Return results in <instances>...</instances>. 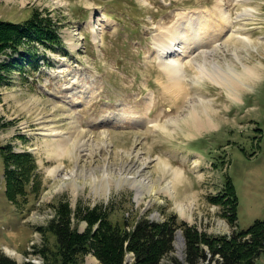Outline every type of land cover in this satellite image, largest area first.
I'll use <instances>...</instances> for the list:
<instances>
[{
	"label": "rangeland",
	"instance_id": "obj_1",
	"mask_svg": "<svg viewBox=\"0 0 264 264\" xmlns=\"http://www.w3.org/2000/svg\"><path fill=\"white\" fill-rule=\"evenodd\" d=\"M35 11L54 18L65 45L51 50L37 44L40 55L32 61L10 50L0 55L6 63L20 60L0 99L2 122L9 123L0 128V257L43 264L39 248L45 245L44 233L38 228L49 224L59 200L73 208L109 204L120 219L149 210L150 218L160 220L175 212L208 234L231 233L222 207L212 201L231 180L239 200V227L264 219V0H0L1 20L22 22ZM222 11L230 12L235 28L247 29L217 35L215 40L232 35L234 43L223 48L218 63L242 68L229 48L241 42L237 36L242 33L251 42L238 49L240 57L260 73L247 74L234 99L210 78L196 81L199 71L192 70L195 82L190 77L186 95H180L183 81L171 79L173 70L162 62L164 50L181 36L188 39L201 19L206 30L212 22L222 29ZM242 13L245 17L237 18ZM178 57L188 60L186 54ZM198 95L214 101L216 109L209 114L217 123L189 134L188 98ZM200 114L208 117L205 111ZM58 143L68 148L62 157L57 156ZM7 144L34 153L39 164L42 193L38 199L31 196L24 208L6 193L1 148ZM60 165L62 170L54 172ZM104 169L128 181H119L108 194L96 191L94 172L100 176ZM76 178L77 189L72 185ZM86 226L81 222L78 228ZM176 242V254L182 256L181 233ZM134 260L129 253L126 264ZM86 264L101 263L89 254ZM258 264H264V253Z\"/></svg>",
	"mask_w": 264,
	"mask_h": 264
},
{
	"label": "trees",
	"instance_id": "obj_2",
	"mask_svg": "<svg viewBox=\"0 0 264 264\" xmlns=\"http://www.w3.org/2000/svg\"><path fill=\"white\" fill-rule=\"evenodd\" d=\"M56 50L65 43L59 26L50 14L33 16L22 22L0 19V55L19 54L20 60L39 58V46ZM20 60L8 63L0 61V99L2 88ZM9 123L2 122L0 128ZM5 168L6 193L9 200L19 208L30 203L42 193L43 180L34 153L18 152L12 144L2 146ZM223 209V215L232 226L230 234H208L197 226L171 212L163 219L149 217V210L141 214L132 212L123 219L114 217L111 205L97 204L85 207L79 203L75 208L67 200L53 204L54 217L49 224L38 229L44 233L45 245L39 248L44 256L43 264H86V256L95 255L101 264H126L127 255L133 253L132 264H258L264 253V219L256 220L248 228L239 227L236 189L228 180L219 194L212 198ZM86 222L84 231L78 228ZM184 237L183 255L176 254L178 234ZM51 238L55 239L50 245ZM0 264H19L4 255ZM20 264H36L24 262Z\"/></svg>",
	"mask_w": 264,
	"mask_h": 264
},
{
	"label": "bare ground",
	"instance_id": "obj_3",
	"mask_svg": "<svg viewBox=\"0 0 264 264\" xmlns=\"http://www.w3.org/2000/svg\"><path fill=\"white\" fill-rule=\"evenodd\" d=\"M223 10H224V8H223ZM221 13L223 15V18L220 19V23L222 24V29L220 27H218L217 23H214V22L210 23V27L208 28V30H212V29L216 30V32H214L215 33L214 35L212 34V32L209 33V31L205 29V24H203L204 21L201 22V20H202L201 19L200 23L195 24L196 25L195 29L194 28L191 29L192 32H191V35L189 36L188 39H184V37L181 36L180 38H177L178 40H176L171 46L167 47L164 50V58H162V62H165L166 66H169V68H171L173 70V74L170 76L171 79L183 81V82L178 83V89H179L178 91H179L180 95L183 93L186 95V91H187L186 90L187 89L186 82L190 80V77L193 78V75H191V73H189L192 70L197 69L199 71L200 79H196V81L199 82V81H201V79L210 78V79L214 80L216 83H218L220 86L227 87L229 92L231 91L232 98H234V99H237L238 95L240 94V91H239L240 88H237V86L238 85L242 86L244 79L247 78L246 77L247 74H249L252 77V76H256L260 73V72H257V70H258L257 67L254 70V68H252L249 63L244 62L240 57L241 51H239L238 49L241 50L243 43L245 46H247L248 42L249 41L251 42V38L245 37L242 33L241 34L238 33V36H237V37L242 39L241 42H239L237 45L235 42L234 46L233 45L229 46V48L233 47L234 52H232V54L238 59L239 63L242 64V68L236 67L235 65H232L230 63H226V65H225L222 61H221L222 65L220 63H218V60L216 59V57H218L219 54L223 51V48H226L227 45H229L230 43H233V42H231L232 41V35H233L232 33L235 31L237 32L241 28L247 29L246 27H243V25L240 28L239 27L235 28L234 27L235 25L233 26V23L235 22V20L231 19L230 12L222 11ZM244 15L245 14L242 13L237 18H239V17L242 18ZM201 16H203V15H201ZM202 18H204V16ZM192 21H195V18L193 20H190V22H192ZM196 21H198V19H196ZM98 27H99V25H98ZM225 30L228 32L230 30H232V31H230L232 34V35L230 34L231 38H229L228 40H226V38H225V40H223V38L220 40H215V39H218V38H216L217 35H219L220 33H223ZM251 34H253V33H251ZM171 38L174 39L173 37H171ZM233 38H235V37H233ZM159 39H161V38H159ZM190 39H191V41L189 42L190 45H187L185 48H183L184 46L182 44L185 43L187 40L189 41ZM245 39L247 40V42H245L246 41ZM167 41H168V39H167ZM250 44H252V43H250ZM156 45H157L156 47L159 49H162V47H163V44H161V43H157ZM185 45H186V43H185ZM255 49H256V43L254 40L253 48L251 50L254 51ZM231 51H233V50H231ZM199 52L201 53V56L197 55ZM178 54L188 55V60H185L186 58L183 59L181 57H178ZM159 55H160V53H159ZM173 55H175V56H173ZM193 58H196V59H193ZM190 59H193V60H190ZM187 61H189V62H187ZM194 79L195 78H193L191 80V82H195ZM182 91H185V92H182ZM188 91H190V88H188ZM192 91H193V86H191V92ZM198 96L199 97L196 96V98H193L192 101L188 98V101L190 103L189 104L190 111L187 112L185 114V116L188 115L193 119V123L192 124L190 123L191 125L187 129L189 134H197V133H200L202 130L211 129V128L215 127L216 123H217L215 121V119L213 118V116L209 114L210 113L209 109L215 107L213 105L214 101L207 99V98H204L202 95H198ZM214 109H216V108H214ZM202 111H205L206 113H208V117L206 119L201 116L200 113ZM174 121H178V119L175 118L173 120V122ZM176 125L179 126V123H177ZM105 133H107V132L105 131L103 133V136H102L103 137L102 139H104V140H105V138L108 139V133L107 134H105ZM53 134H55V133H51V135H53ZM82 144H84V141L81 142L79 145L81 146ZM57 147H58L57 148V156L58 157L64 156V154L68 150V148H66L63 145H60L59 143H58ZM60 167H61V165L58 166L57 168L53 169V171L54 172L61 171L62 169ZM83 169H85V167H82V170ZM178 171H180V170H177L176 172H178ZM179 176H181V175H179ZM77 179L78 178H76L72 181V185L76 189L81 186L79 184V182L77 181ZM119 181L120 182H126L128 180L127 179L126 180L114 179L107 169H104V172L100 176L94 172V182L96 183V186L94 187V189L96 191H101V192L108 194L112 191V189L115 187V185H117V184L120 185L118 183ZM170 183H172V181ZM170 183L167 186L168 187L167 190L171 192L172 191L171 188L173 185ZM184 210L185 209H182V212ZM182 243H183V238L180 236L179 237V246ZM7 250L10 251L11 253L15 254V251L12 252V250L9 248Z\"/></svg>",
	"mask_w": 264,
	"mask_h": 264
},
{
	"label": "crops",
	"instance_id": "obj_4",
	"mask_svg": "<svg viewBox=\"0 0 264 264\" xmlns=\"http://www.w3.org/2000/svg\"><path fill=\"white\" fill-rule=\"evenodd\" d=\"M190 123L192 124L193 122H189V127H190V125H191ZM187 131H188V130H187ZM187 133H188V132H187ZM187 133H186V134H187Z\"/></svg>",
	"mask_w": 264,
	"mask_h": 264
}]
</instances>
